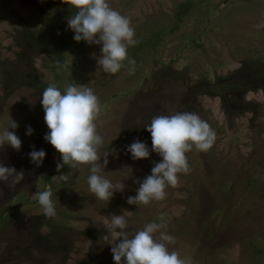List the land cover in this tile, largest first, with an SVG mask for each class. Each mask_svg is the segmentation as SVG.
I'll return each mask as SVG.
<instances>
[{
    "label": "rangeland",
    "instance_id": "obj_1",
    "mask_svg": "<svg viewBox=\"0 0 264 264\" xmlns=\"http://www.w3.org/2000/svg\"><path fill=\"white\" fill-rule=\"evenodd\" d=\"M184 1L109 0L135 29L138 43L129 57L137 49L142 56L134 74L127 68L110 74L97 64L102 45L84 41V51L60 70L58 56L44 49L43 41H56L59 26L76 11L64 0H0V132L14 120L18 127L9 130L22 141L19 151L0 148V162L24 172L15 188L0 181V264H115L107 232L113 214L125 215L130 235L149 222L164 223L175 238L169 249L188 264H264V0H193L178 24ZM155 31L163 33L157 47L140 48ZM49 83L62 94L66 84L88 85L99 97L101 164L109 153L102 174L125 184L110 201L89 191V165L56 171L62 159L44 139L49 129L41 104ZM177 111L206 120L217 134L213 147L186 153L192 170L178 174L165 199L128 204L136 181L162 160L144 126L154 115ZM135 139L148 145L149 158L126 153ZM33 146L46 152V167L31 162ZM61 174L69 175L67 183L52 179ZM49 188L53 218L33 198Z\"/></svg>",
    "mask_w": 264,
    "mask_h": 264
},
{
    "label": "clouds",
    "instance_id": "obj_2",
    "mask_svg": "<svg viewBox=\"0 0 264 264\" xmlns=\"http://www.w3.org/2000/svg\"><path fill=\"white\" fill-rule=\"evenodd\" d=\"M64 2L76 10L67 18V24L74 32L73 39L76 42L85 41L89 45H102L101 55L97 58L98 67L110 74H116L125 68L129 74H134L136 61L129 57L128 49L138 41L135 39L131 19L112 8L109 0ZM56 64L58 70L68 67L67 64L61 65L59 61ZM41 104L44 121L49 129L44 139L60 153L62 159V163L57 162L56 171L60 172L65 165L70 169L89 165L87 184L96 199L108 202L115 192H123V182L114 184L102 174L109 163V153H104L101 164L99 150L104 141L95 123L101 104L94 89L77 83L66 84L62 94L56 83H49L42 92ZM17 127V123L11 120L9 127L0 132V148L7 144L17 151L20 150L21 139L14 131L9 130ZM144 127L151 134V151L162 157V160L153 162L151 174L142 182L136 181L139 184L136 195L127 198L128 204L138 206L147 205L152 200L165 199L166 188L177 185L178 174L187 175L192 170L186 153L193 148L201 152L209 151L217 135L206 120L189 111L154 115ZM32 133L33 129L29 126L26 134ZM129 152L133 160L147 159L150 156L148 145L139 139L127 146L126 153ZM28 155L32 163L40 166L46 152L43 149L35 150L33 146ZM23 179V171L17 172L14 167L0 162V181L5 182L8 188H15ZM52 179L67 183L69 175L61 174ZM52 196L50 188L33 194L47 218L56 216V205ZM165 227L164 223L149 222L130 235L126 230L128 222L125 215H111L107 232L113 237L111 253L115 264H188L178 251L169 249L168 245L174 243L175 238L162 230Z\"/></svg>",
    "mask_w": 264,
    "mask_h": 264
},
{
    "label": "trees",
    "instance_id": "obj_3",
    "mask_svg": "<svg viewBox=\"0 0 264 264\" xmlns=\"http://www.w3.org/2000/svg\"><path fill=\"white\" fill-rule=\"evenodd\" d=\"M194 4L195 2L193 0H186L178 5L176 10L178 24L188 13L191 12ZM178 24H176L170 32H175L179 26ZM73 37L74 32L69 28L68 24L61 25L58 29V36H56L54 39L56 41L52 43L46 40L43 41L44 49L51 55L58 56L61 65H68L69 63H67V58L69 56L71 57L72 55H77L84 51V41L76 42ZM162 37L163 33L160 31L151 32L148 35V38L141 42L140 48L144 49V47H150L151 50H154L162 40ZM140 54L141 50L137 49L134 55H132V59H135L136 62H141L142 56H140ZM70 68L72 70H76L78 68V63H73L70 65ZM44 165L46 167L47 163L43 162L40 167H43ZM40 167L38 166V168ZM44 168H41L40 171H43ZM11 206L12 205H9L5 211H9Z\"/></svg>",
    "mask_w": 264,
    "mask_h": 264
}]
</instances>
